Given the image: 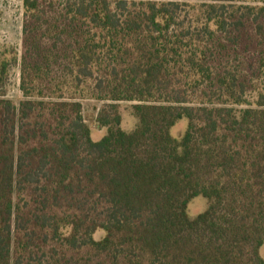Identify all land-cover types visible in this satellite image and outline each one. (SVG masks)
I'll return each mask as SVG.
<instances>
[{
	"label": "trees",
	"instance_id": "obj_1",
	"mask_svg": "<svg viewBox=\"0 0 264 264\" xmlns=\"http://www.w3.org/2000/svg\"><path fill=\"white\" fill-rule=\"evenodd\" d=\"M21 33L0 264H264V0H23Z\"/></svg>",
	"mask_w": 264,
	"mask_h": 264
},
{
	"label": "rangeland",
	"instance_id": "obj_2",
	"mask_svg": "<svg viewBox=\"0 0 264 264\" xmlns=\"http://www.w3.org/2000/svg\"><path fill=\"white\" fill-rule=\"evenodd\" d=\"M22 21H23V0H0V65H6V76L0 84V95L3 98L17 104L22 98L19 90L20 84V56L22 52ZM121 128L130 131L136 121L127 110L128 104H120ZM100 104L87 101L83 106V115L90 128V136L93 141H98L105 134L106 129L99 128L95 122ZM187 126L186 119L178 121L171 129L170 133L175 138H180ZM206 200L202 197H195L187 206V214L193 218L206 208ZM104 232L97 230L93 238L100 240ZM260 254L264 258V246L260 249Z\"/></svg>",
	"mask_w": 264,
	"mask_h": 264
}]
</instances>
